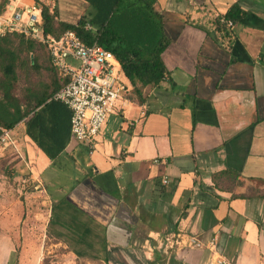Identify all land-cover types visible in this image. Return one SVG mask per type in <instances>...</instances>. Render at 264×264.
Instances as JSON below:
<instances>
[{
    "label": "crops",
    "instance_id": "0c3cea01",
    "mask_svg": "<svg viewBox=\"0 0 264 264\" xmlns=\"http://www.w3.org/2000/svg\"><path fill=\"white\" fill-rule=\"evenodd\" d=\"M116 1L38 0L69 24ZM234 4L247 15L228 29L219 18ZM154 7L171 41L167 79L142 102L131 88L93 148L52 99L68 78L47 50L17 70L27 114L10 129L18 151L0 150V264H264V0ZM225 170L240 183L216 185ZM179 235L214 249L170 247Z\"/></svg>",
    "mask_w": 264,
    "mask_h": 264
},
{
    "label": "trees",
    "instance_id": "16d2710c",
    "mask_svg": "<svg viewBox=\"0 0 264 264\" xmlns=\"http://www.w3.org/2000/svg\"><path fill=\"white\" fill-rule=\"evenodd\" d=\"M8 1L0 0V13L4 12ZM154 3L155 0H117L110 10L84 16L77 24L59 22L56 11L50 12V8L42 4L43 28L55 37L68 30L74 31L85 42L97 41L111 51L120 64L121 74L129 81L134 97L142 102L145 88L156 87L167 79L162 54L171 41L164 34L163 17ZM246 15L239 4H234L224 18L235 23ZM87 22L93 31L83 29ZM43 48L42 44L21 33L9 32L0 36V135L2 129H12L27 114L21 112L20 100L15 96L19 80L17 70L29 65L31 53ZM46 98L42 96L38 105ZM239 176L237 172L225 170L215 174L213 180L219 187L230 188L232 184L240 183ZM219 181L227 185H220Z\"/></svg>",
    "mask_w": 264,
    "mask_h": 264
},
{
    "label": "built area",
    "instance_id": "2783aa9c",
    "mask_svg": "<svg viewBox=\"0 0 264 264\" xmlns=\"http://www.w3.org/2000/svg\"><path fill=\"white\" fill-rule=\"evenodd\" d=\"M219 23L228 29L234 24L223 17L219 18ZM83 29L93 31L88 22ZM9 32L24 34L42 44L49 54L51 64L68 78L66 84L53 94L52 99L69 108L73 139L93 148L108 117L131 92V87L121 77L119 62L114 54L97 41L85 42L71 30L59 37L46 33L43 28L42 4L36 0L8 1L6 9L0 13V36ZM0 150L18 151L17 142L11 137L10 130H2ZM162 182L168 184V177H163ZM166 241L170 247L186 244L191 248L213 250L215 246L213 241L205 244L192 235L185 242L180 235ZM211 264L229 262L220 257Z\"/></svg>",
    "mask_w": 264,
    "mask_h": 264
},
{
    "label": "rangeland",
    "instance_id": "374dc122",
    "mask_svg": "<svg viewBox=\"0 0 264 264\" xmlns=\"http://www.w3.org/2000/svg\"><path fill=\"white\" fill-rule=\"evenodd\" d=\"M135 97L133 96V99ZM52 254H49V255H44V258H43V264H61V263H57L54 259L51 258Z\"/></svg>",
    "mask_w": 264,
    "mask_h": 264
}]
</instances>
